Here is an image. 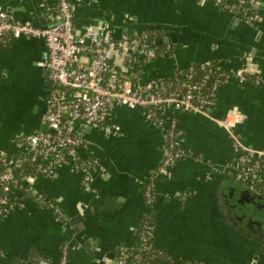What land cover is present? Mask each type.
Segmentation results:
<instances>
[{
  "label": "crops",
  "instance_id": "0c3cea01",
  "mask_svg": "<svg viewBox=\"0 0 264 264\" xmlns=\"http://www.w3.org/2000/svg\"><path fill=\"white\" fill-rule=\"evenodd\" d=\"M71 1L77 33L103 24L118 37L148 31L157 36L154 61L143 70L129 69H138L144 81L213 61L234 73L219 87L208 114L173 115L179 145L189 155L172 177L156 178L153 237L158 251L178 259L175 264H264L262 244L236 229L222 196L232 156L223 122L235 125L247 147L264 149V0L255 23L224 12L215 0ZM0 7L16 22L46 25L37 0H0ZM45 54V43L34 38L0 47V161L16 156L21 137L43 128L51 86L41 66ZM241 74H258L262 84L242 85ZM111 124L120 128L113 137L83 125L77 129L85 141L81 157L92 154L106 167L95 173L92 191L70 164L36 180L35 190L57 202L63 219L33 201L0 219V264H60L64 246L71 252L68 264H120L118 252L133 244L146 212L142 181L165 151L162 131L144 110L117 106Z\"/></svg>",
  "mask_w": 264,
  "mask_h": 264
},
{
  "label": "built area",
  "instance_id": "2783aa9c",
  "mask_svg": "<svg viewBox=\"0 0 264 264\" xmlns=\"http://www.w3.org/2000/svg\"><path fill=\"white\" fill-rule=\"evenodd\" d=\"M261 1L236 0V4H228L226 0H215L221 10L239 15L249 23L259 21L258 6ZM73 4L71 0H45L41 5L42 9L45 8L46 25L43 27L32 21L16 22L0 7V47L5 48L13 40L23 37L42 40L46 54L41 66L48 72L51 83L43 128L18 140L20 150L27 151V156L2 159L0 187L4 193L0 195V219L25 209L29 201L36 205V202L40 203L43 209L63 219L57 202L47 197L39 196L35 202L29 196L17 204L10 203L5 196V193L18 196L22 191L38 193L34 187L37 177H23L21 181L27 187L21 185L16 177V169L30 160L42 159V165L37 168L41 175L63 165H72L80 174L83 185L92 191L95 173H105L106 167L92 154H88L86 159L81 157L79 150L84 148L85 141L77 129L83 125L106 136H116L120 128L111 124V114L117 106L144 110L148 119L163 133L165 155L160 167L151 179L142 181L147 185V202L156 200L151 193L155 189L156 178L172 177L177 163L189 155L179 145L178 124L173 115H206L215 106L216 91L221 83L213 87V93L208 97L202 93L206 80L200 84H182V92L174 91L171 84L164 81L172 76L144 81L138 71L154 61L157 55L150 34L123 33L118 37L114 30L103 24L90 25L77 33L73 24ZM133 66L139 70L130 73L129 69ZM233 74H222L217 81L221 77L227 81ZM248 81L243 74L239 76L242 85ZM255 82L256 85L262 84L259 76ZM223 124L232 153L231 160L226 164L228 175L250 192L264 195V192H259V186L264 184V149L247 147L235 125L226 121ZM120 251L123 254L124 247ZM68 263L69 256L63 251L60 264Z\"/></svg>",
  "mask_w": 264,
  "mask_h": 264
},
{
  "label": "trees",
  "instance_id": "16d2710c",
  "mask_svg": "<svg viewBox=\"0 0 264 264\" xmlns=\"http://www.w3.org/2000/svg\"><path fill=\"white\" fill-rule=\"evenodd\" d=\"M38 4L41 6L44 4L45 0H37ZM228 4H236V0H226ZM45 8L43 7V10ZM45 11V10H44ZM240 17L241 16H237ZM148 34H150L152 46L154 47L155 50L158 51V46L156 43V38L155 34L153 32L148 31ZM11 43V42H10ZM209 65H191L189 67L181 68L176 70L172 77L170 79L164 80L166 83L171 84L172 89L175 91L182 92V84H200L203 81L206 80L205 85L202 87V93L206 96L209 97L211 93H213V87L216 84L219 83H224L226 81L225 77L219 78V81H217L218 76L222 74H230V71L227 70H222L220 67H218V62L213 61L209 62ZM193 67V70H191ZM190 75V77H189ZM188 76V77H186ZM247 80H249L250 83L256 85L255 79L258 76V74H244L243 75ZM207 78V79H206ZM257 87L260 85H256ZM219 95V91H216V97L214 99V102L216 103L217 98ZM177 132H181L180 127L178 125ZM27 156V151H18L16 154L15 158H21V157H26ZM95 158V157H94ZM3 160L0 161V173L3 172L2 168ZM161 164V163H160ZM160 164L157 165L154 169L148 173V175L145 177V179H151L154 174H156L158 168L160 167ZM42 165V159L39 158L36 161H28L24 163L20 168L16 169V177L18 182L23 185L24 187H27L24 183H22L21 179L26 176H32V177H37V179L41 176V173L37 171V168ZM12 185V184H11ZM140 190L142 191L144 198H145V193L147 191V185L146 183H143L142 186L140 187ZM259 192L263 193L264 192V184L259 186ZM3 190L0 187V195H3ZM152 197L155 199L158 198V194L156 192V189L151 190ZM5 196L9 199L10 203H19L21 200H26L29 196L31 199H33L35 202L38 201L39 196L46 197L44 193L38 192L37 194L34 193H26L25 191H22L20 195L14 196L11 195V193H5ZM165 199H168V196H165ZM146 202V212L143 215V218L140 222L139 228L136 232L134 242L131 246L126 247L123 246L125 251L124 255L121 254V251L119 250L118 255H119V260L121 261V264H153V261L159 260L163 261L167 264H175L178 259L162 252L158 251L156 246H155V239L153 237V231L155 228L156 224V216H157V201L152 200L151 202ZM37 206H41L40 203L36 202ZM18 211V210H16ZM61 219V218H59ZM63 251L67 253L68 256L71 255L70 248L68 246L63 247ZM188 264H197V263H188Z\"/></svg>",
  "mask_w": 264,
  "mask_h": 264
},
{
  "label": "water",
  "instance_id": "95a60500",
  "mask_svg": "<svg viewBox=\"0 0 264 264\" xmlns=\"http://www.w3.org/2000/svg\"><path fill=\"white\" fill-rule=\"evenodd\" d=\"M227 180L230 182L224 185L222 196L229 220L244 237L255 239L264 249V195L233 185L235 181L229 177ZM251 264H257V260Z\"/></svg>",
  "mask_w": 264,
  "mask_h": 264
}]
</instances>
